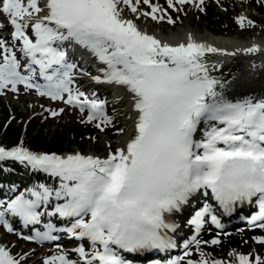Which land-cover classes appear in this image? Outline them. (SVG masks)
<instances>
[{
	"label": "snow or ice",
	"instance_id": "snow-or-ice-1",
	"mask_svg": "<svg viewBox=\"0 0 264 264\" xmlns=\"http://www.w3.org/2000/svg\"><path fill=\"white\" fill-rule=\"evenodd\" d=\"M165 2L168 7L159 0H0L7 18L0 29H12L0 32V93H20L23 86L78 108L83 121L101 130L115 127L118 109L109 114L108 98L98 89L84 91L83 78L110 86L112 104L127 97L133 120L131 132L115 127L127 138L115 147L108 141L106 155L34 150L23 138L0 144V161L14 159L54 180L0 198V226L41 244L57 240L58 232L79 241L74 248L57 244L60 251L43 255V264H136L126 254L167 253L179 246V218L189 206L194 211L184 226L192 234L182 238V254L149 264H264V255L235 248L232 259L215 257L206 246L219 236L200 238L209 221L224 229L222 216L245 206L256 210L238 219L264 229V94H235L216 74L236 52H264V45L230 52L192 31L179 42L162 39L137 21L175 24L170 8L206 10L205 0ZM235 20L242 29H264L246 10ZM47 111L56 117L65 109ZM16 189L8 185V193ZM14 218L42 230L26 234ZM253 239L264 242V235ZM30 253L0 242V264H26Z\"/></svg>",
	"mask_w": 264,
	"mask_h": 264
},
{
	"label": "bare ground",
	"instance_id": "bare-ground-1",
	"mask_svg": "<svg viewBox=\"0 0 264 264\" xmlns=\"http://www.w3.org/2000/svg\"><path fill=\"white\" fill-rule=\"evenodd\" d=\"M175 37H179V36H175ZM225 39H227V38H225ZM223 42L227 43L225 41H223ZM243 54H244V56H246L250 60V62H252V65H251L252 69L248 68V63L246 62V64L244 66H241L239 68V70L234 73L237 75V77L234 78L233 82H232V79H230V78L228 79L229 85H231V84L233 85V86H231V90L235 89L234 90L235 93H242V92L248 90L251 87V85H255L256 83L259 86H261L262 83L264 82V60H261L262 58H264V52H259V54L256 53L258 55L254 56V57L249 55L248 53H245V52H243ZM239 73L241 75H239ZM257 74H258V77H256ZM109 92H112V91H109ZM14 133L15 132H10L9 134H14ZM44 134L46 135L47 131H45ZM35 136H38V135H35ZM126 136H127V134L123 137V139ZM58 234L59 233H56L57 237L59 239L62 238V235L60 237V235H58ZM253 244L255 245L256 243L251 242L249 244L248 243L244 244L245 247L243 249H246V246H247V247H250L251 250H257L256 246H254ZM180 246H182V245H180Z\"/></svg>",
	"mask_w": 264,
	"mask_h": 264
},
{
	"label": "rangeland",
	"instance_id": "rangeland-1",
	"mask_svg": "<svg viewBox=\"0 0 264 264\" xmlns=\"http://www.w3.org/2000/svg\"><path fill=\"white\" fill-rule=\"evenodd\" d=\"M23 100H26V99H22L20 101H12L9 104H10V106H20V107H22V102L21 101H23ZM25 106L29 108V106H28V100H26V105Z\"/></svg>",
	"mask_w": 264,
	"mask_h": 264
}]
</instances>
